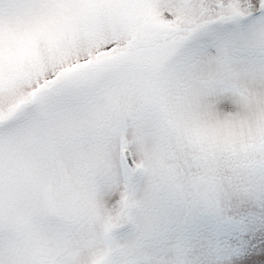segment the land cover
<instances>
[{"label":"snow or ice","instance_id":"6c2138e0","mask_svg":"<svg viewBox=\"0 0 264 264\" xmlns=\"http://www.w3.org/2000/svg\"><path fill=\"white\" fill-rule=\"evenodd\" d=\"M0 264H264V0H0Z\"/></svg>","mask_w":264,"mask_h":264}]
</instances>
